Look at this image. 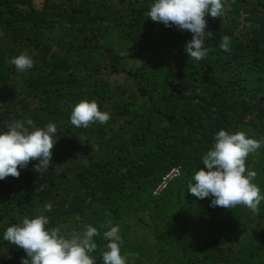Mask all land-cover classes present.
I'll use <instances>...</instances> for the list:
<instances>
[{
  "label": "trees",
  "instance_id": "obj_1",
  "mask_svg": "<svg viewBox=\"0 0 264 264\" xmlns=\"http://www.w3.org/2000/svg\"><path fill=\"white\" fill-rule=\"evenodd\" d=\"M152 3L0 0V131L27 119L57 126L53 163L31 160L0 181V264L26 258L3 231L46 204L48 227L65 236L97 229L95 264L116 225L126 264H264V200L253 213L187 191L225 130L262 142L245 164L264 195V0H223L221 16L206 13L199 61L184 51L190 32L145 16ZM21 53L33 60L23 72L10 63ZM81 101L110 119L73 126ZM175 168L179 176L155 194Z\"/></svg>",
  "mask_w": 264,
  "mask_h": 264
},
{
  "label": "clouds",
  "instance_id": "obj_2",
  "mask_svg": "<svg viewBox=\"0 0 264 264\" xmlns=\"http://www.w3.org/2000/svg\"><path fill=\"white\" fill-rule=\"evenodd\" d=\"M223 10V0H153L145 16L165 27L190 32L192 38L184 51L199 61L207 55L205 14L219 17ZM229 45L230 38L224 36L220 48L228 52ZM10 63L20 72L33 66V60L24 53L13 57ZM109 119L110 115L98 110L95 101L79 102L70 115L73 126L84 128L95 122L105 124ZM56 134L55 123L38 128L31 119L14 121L6 131H0V181L9 176L19 177L18 167H25L31 160H38L37 167L46 169L53 163L51 155ZM261 143L243 132L218 131L211 149L202 157L204 168L196 170L187 184L188 193L200 200L210 198L211 207L230 209L243 205L257 212L264 195L252 183L256 172L246 169L245 161L249 154L261 148ZM50 211L51 205L46 204L39 215L25 217L3 231V240L24 250L26 258H22L21 264H95L92 253L97 248L94 237L100 234L97 229L89 225L82 234L73 232L65 236L60 227H48L49 217L45 213ZM103 238L108 241L107 251L101 256L103 264H126L121 255L119 226L110 227Z\"/></svg>",
  "mask_w": 264,
  "mask_h": 264
},
{
  "label": "built area",
  "instance_id": "obj_3",
  "mask_svg": "<svg viewBox=\"0 0 264 264\" xmlns=\"http://www.w3.org/2000/svg\"><path fill=\"white\" fill-rule=\"evenodd\" d=\"M179 176V169L175 168L172 169L163 179L162 183L159 185L158 189L156 190L155 194L158 192H161L165 186L170 182L171 180L175 179L176 177Z\"/></svg>",
  "mask_w": 264,
  "mask_h": 264
}]
</instances>
